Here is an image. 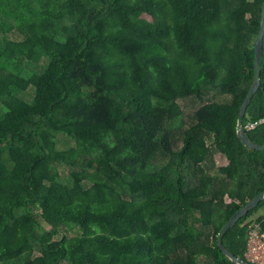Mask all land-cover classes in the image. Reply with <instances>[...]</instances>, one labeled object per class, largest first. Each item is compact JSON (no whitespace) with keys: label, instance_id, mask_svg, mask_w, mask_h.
Returning a JSON list of instances; mask_svg holds the SVG:
<instances>
[{"label":"trees","instance_id":"obj_1","mask_svg":"<svg viewBox=\"0 0 264 264\" xmlns=\"http://www.w3.org/2000/svg\"><path fill=\"white\" fill-rule=\"evenodd\" d=\"M263 1L0 0V264H234L218 234L264 191L236 132ZM243 126L264 145V41Z\"/></svg>","mask_w":264,"mask_h":264},{"label":"water","instance_id":"obj_2","mask_svg":"<svg viewBox=\"0 0 264 264\" xmlns=\"http://www.w3.org/2000/svg\"><path fill=\"white\" fill-rule=\"evenodd\" d=\"M262 9V16H261V25L260 30L258 33V36L255 41L254 45V70H255V76H254V82L244 100L242 103L238 119H237V126H236V132L237 136L240 139L241 143L249 148L250 150H257V151H264V145L257 144L253 141H251L246 133V130L243 126V120L246 114V111L254 97V95L257 93V91L260 88L261 85V62H262V56H263V41H264V1L261 5ZM264 201V191L261 192L259 195H257L255 198L250 200L245 206L240 208L227 222L226 224L221 228L219 234H218V242L217 245L219 249L222 251V253L234 264H251L248 261L241 259L237 256H235L223 243V237L224 235L232 229L237 222L245 217L250 211L255 209L261 202Z\"/></svg>","mask_w":264,"mask_h":264},{"label":"built area","instance_id":"obj_3","mask_svg":"<svg viewBox=\"0 0 264 264\" xmlns=\"http://www.w3.org/2000/svg\"><path fill=\"white\" fill-rule=\"evenodd\" d=\"M256 125L250 124L247 129ZM245 257L251 264H264V216L260 222L255 221L248 226Z\"/></svg>","mask_w":264,"mask_h":264},{"label":"rangeland","instance_id":"obj_4","mask_svg":"<svg viewBox=\"0 0 264 264\" xmlns=\"http://www.w3.org/2000/svg\"><path fill=\"white\" fill-rule=\"evenodd\" d=\"M147 20H151V17L148 15H143ZM209 100H213L212 99H206L205 97L203 98L202 102H198L196 100H184V101H180L179 104L181 105L183 111H185V114L187 115L188 118L193 119V115L195 110H197V108H199L201 106L202 103H206ZM195 135L203 137L206 141L207 144L211 146L212 142H213V137L211 134L207 133V131H205L201 126H197L195 127ZM227 164V160L225 159L224 156H222L221 154L217 153V152H213V154L211 155L209 161H208V165H210V167L212 168H217L219 166H224ZM226 202H230V200H228V198L226 199ZM201 264H203V259H200Z\"/></svg>","mask_w":264,"mask_h":264},{"label":"crops","instance_id":"obj_5","mask_svg":"<svg viewBox=\"0 0 264 264\" xmlns=\"http://www.w3.org/2000/svg\"><path fill=\"white\" fill-rule=\"evenodd\" d=\"M262 216H264V209L261 210V211H259V212L255 215V217L257 218V220H255V221L260 222V221H261L260 218H261ZM256 218H254V219H256ZM255 221H253V222H255Z\"/></svg>","mask_w":264,"mask_h":264}]
</instances>
